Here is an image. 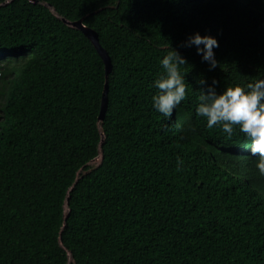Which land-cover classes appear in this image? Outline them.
I'll list each match as a JSON object with an SVG mask.
<instances>
[{
  "label": "trees",
  "instance_id": "1",
  "mask_svg": "<svg viewBox=\"0 0 264 264\" xmlns=\"http://www.w3.org/2000/svg\"><path fill=\"white\" fill-rule=\"evenodd\" d=\"M37 1L0 6V264H264L257 157L196 114L201 88L264 79V0ZM61 18L111 58L101 130L104 60ZM196 33L216 68L181 46ZM171 50L187 92L169 118L152 97Z\"/></svg>",
  "mask_w": 264,
  "mask_h": 264
},
{
  "label": "clouds",
  "instance_id": "2",
  "mask_svg": "<svg viewBox=\"0 0 264 264\" xmlns=\"http://www.w3.org/2000/svg\"><path fill=\"white\" fill-rule=\"evenodd\" d=\"M193 45L202 60L209 63V70L217 67L213 49L219 45L214 38L196 33L181 46ZM161 64L165 74L154 82L158 92L152 97V104L158 113L170 118L186 97L187 84L179 71L181 65H186V60L177 51L171 50ZM199 83L206 85L204 80ZM212 84L215 85L216 81L213 80ZM199 93L197 116L206 118L208 128L220 126L229 137L233 135L234 128L238 129L250 144V155L257 157L255 167L264 176V79L248 83L246 89L228 86L222 94H217L213 87H206L201 88Z\"/></svg>",
  "mask_w": 264,
  "mask_h": 264
},
{
  "label": "water",
  "instance_id": "3",
  "mask_svg": "<svg viewBox=\"0 0 264 264\" xmlns=\"http://www.w3.org/2000/svg\"><path fill=\"white\" fill-rule=\"evenodd\" d=\"M12 0H5L3 3H0V6H3V5H6L8 3H10ZM34 3H37L38 1L37 0H30ZM43 5L49 7L50 11L58 16L55 12V9L54 7H52L51 5L47 4V3H42ZM59 17V16H58ZM66 24L70 25L71 27L73 28H77L79 30H81L91 41L92 43L94 44V46L96 47L98 53L102 56L103 60H104V63H105V75H106V81H105V85H104V89H103V93H102V101H101V108H100V113H99V116H98V123H99V128L100 130L102 129V122L104 120V117H105V114H106V111H107V107H108V89H109V86H108V77H109V74L111 73L112 71V62H111V58L110 56L108 55L107 51L102 47V45L100 44V41H99V37H98V33L96 31H94L93 29H90L89 27L85 26L83 23H82V19L81 20H78L76 22H70L66 19H63L61 18ZM101 136H102V139H101V143L100 145H102L103 143V140H104V133L102 132L101 133ZM102 159V155L100 154L99 156H97L95 159H93L90 164H99L100 160ZM65 213L67 214L68 213V210H69V195L68 197L66 198V201H65ZM62 244V243H61ZM63 245V244H62ZM68 255H69V258L71 259V254L70 252L68 251ZM70 263V262H69Z\"/></svg>",
  "mask_w": 264,
  "mask_h": 264
}]
</instances>
